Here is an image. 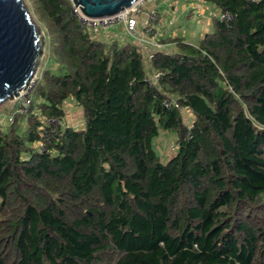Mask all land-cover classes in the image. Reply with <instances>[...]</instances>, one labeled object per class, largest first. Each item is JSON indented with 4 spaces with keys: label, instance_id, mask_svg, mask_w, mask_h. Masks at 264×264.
Segmentation results:
<instances>
[{
    "label": "trees",
    "instance_id": "16d2710c",
    "mask_svg": "<svg viewBox=\"0 0 264 264\" xmlns=\"http://www.w3.org/2000/svg\"><path fill=\"white\" fill-rule=\"evenodd\" d=\"M159 1L173 45L149 58L70 0H31L52 64L0 124V264H264V0H194L211 19L195 43L164 36Z\"/></svg>",
    "mask_w": 264,
    "mask_h": 264
},
{
    "label": "water",
    "instance_id": "95a60500",
    "mask_svg": "<svg viewBox=\"0 0 264 264\" xmlns=\"http://www.w3.org/2000/svg\"><path fill=\"white\" fill-rule=\"evenodd\" d=\"M139 0H73L90 18L116 14ZM45 34L24 0H0V105L22 93L36 75Z\"/></svg>",
    "mask_w": 264,
    "mask_h": 264
},
{
    "label": "built area",
    "instance_id": "2783aa9c",
    "mask_svg": "<svg viewBox=\"0 0 264 264\" xmlns=\"http://www.w3.org/2000/svg\"><path fill=\"white\" fill-rule=\"evenodd\" d=\"M70 1L72 3L73 15L95 35L109 31L112 28L123 27L129 36L137 39L139 43L147 49L149 58H152L156 50L162 46V43H160V37L162 35L161 20L156 0H139L130 8L100 18L87 17L80 11L78 6L74 4L73 0ZM147 6L150 7L149 12H146L144 9ZM219 18L230 19L232 15L228 12H224L219 14ZM159 76L160 74L153 73L146 77V81L149 85H154ZM33 88H28L27 86L22 90V93L17 96V106L21 110L29 107L31 102L29 98L32 95ZM169 105V101L166 100L165 106Z\"/></svg>",
    "mask_w": 264,
    "mask_h": 264
},
{
    "label": "crops",
    "instance_id": "0c3cea01",
    "mask_svg": "<svg viewBox=\"0 0 264 264\" xmlns=\"http://www.w3.org/2000/svg\"><path fill=\"white\" fill-rule=\"evenodd\" d=\"M158 3L160 6H162L165 13L169 14L167 16L168 19L164 20L163 18L162 21L165 32L164 36L166 34H169L175 37L181 33V35L187 41L195 43L198 39L196 35L199 31H203L202 34H204L209 30L211 19L207 12L208 6L206 4H203V2H197L194 0H161ZM177 16H180V18L182 19V22L179 24L180 27L178 28L175 27ZM167 23H169L171 26H169ZM190 27L191 31H189ZM111 30L115 33V35L111 34L110 36H108L107 32H111ZM100 36V39L104 40L107 44H111L114 41L120 42L123 40H131V37L125 32L123 27L112 28L109 31L101 33ZM195 37L197 39H194ZM172 45L173 42L168 40L162 43L161 47L169 49Z\"/></svg>",
    "mask_w": 264,
    "mask_h": 264
},
{
    "label": "rangeland",
    "instance_id": "374dc122",
    "mask_svg": "<svg viewBox=\"0 0 264 264\" xmlns=\"http://www.w3.org/2000/svg\"><path fill=\"white\" fill-rule=\"evenodd\" d=\"M24 1L27 5L28 9L30 10V13H31L33 19L38 23V25L42 28V31L45 34L46 31H45L44 27L39 22L36 14H34V11L32 10L33 6L31 3V0H24ZM168 8H169V6H168ZM175 13H177V12H175ZM164 20H167V18ZM181 22H182V19L180 18V16H177L175 27H177V28L180 27L179 24ZM167 24L169 26H171L169 23H167ZM189 31H191V27L189 28ZM202 32L199 31L197 33V35H196L197 38H199L200 36L203 35ZM111 34L115 35V33L112 32V30H111V32H107L108 36H110ZM197 38L195 37L194 39H197ZM49 50L50 49H49V45H48V39H47L46 34H45V46H44V52H43L42 58L40 60V65L38 67L36 75L34 76V78L29 83L28 88L35 87L38 80L42 77L43 71L46 68V66L52 64V62L50 60V56H49ZM16 98H14L13 100H7L0 105V124H2V125L6 124L7 125L8 120L11 121V119L13 118V114H15V113H13L14 111L11 109H14V106L17 103ZM29 100L31 101V97L29 98ZM73 108L74 109H67V112H66L67 113L66 114L67 121L74 126H82L83 125L82 113H81L79 108H76V107H73ZM185 113H187V112L185 111ZM176 140H177V135L174 132L168 131L164 128L160 129V134H159L158 138L155 140V149L159 155L160 161L167 162L176 153V151H177Z\"/></svg>",
    "mask_w": 264,
    "mask_h": 264
}]
</instances>
